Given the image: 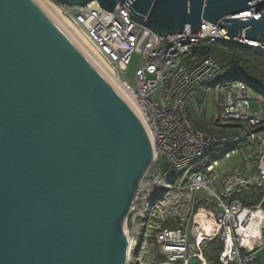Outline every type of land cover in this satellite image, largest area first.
<instances>
[{
  "label": "water",
  "instance_id": "95a60500",
  "mask_svg": "<svg viewBox=\"0 0 264 264\" xmlns=\"http://www.w3.org/2000/svg\"><path fill=\"white\" fill-rule=\"evenodd\" d=\"M97 2L160 36L207 21L264 43V0ZM155 156L139 115L38 3L0 0V264H127L125 222Z\"/></svg>",
  "mask_w": 264,
  "mask_h": 264
},
{
  "label": "built area",
  "instance_id": "2783aa9c",
  "mask_svg": "<svg viewBox=\"0 0 264 264\" xmlns=\"http://www.w3.org/2000/svg\"><path fill=\"white\" fill-rule=\"evenodd\" d=\"M58 6L83 29L136 99L155 150L152 166L160 164L162 155L173 167L172 172L163 173L156 166L150 173L148 178L154 177L159 184L152 193L141 194L152 166L140 183L125 222L131 239L127 264H149L144 256L156 255L153 250L163 260L150 264L255 262L264 248V195L258 203L235 195L254 187L264 189V101L251 97L252 89L244 80L222 77L226 69L209 54L204 42L233 40L262 49L264 43L231 39L226 28L207 21L196 34L188 26L183 33L160 36L131 19L125 7L117 5L111 12L97 0L85 6ZM259 8L260 4L255 5L242 15L250 16ZM134 54L142 56V64L131 83L125 71ZM188 57H192L191 66L184 62ZM209 100L220 110V120L242 122L245 132L214 133L198 127L196 119L203 117ZM235 152L242 154V163L220 172L221 156L230 158ZM259 212L263 215L256 217ZM199 217L209 226L204 227ZM140 218L145 220L141 224ZM172 218L178 219V225L165 227ZM147 229L152 230L147 236L149 248L140 256ZM140 237L143 240L137 249ZM211 242L220 245L216 259L206 253Z\"/></svg>",
  "mask_w": 264,
  "mask_h": 264
},
{
  "label": "rangeland",
  "instance_id": "374dc122",
  "mask_svg": "<svg viewBox=\"0 0 264 264\" xmlns=\"http://www.w3.org/2000/svg\"><path fill=\"white\" fill-rule=\"evenodd\" d=\"M49 1L52 2L53 4H55L56 6H58V4H56L53 0H49ZM216 43L218 44L219 42H208V44H210V46H213ZM191 58L192 57H188L184 60V62L187 63L189 66H191ZM141 64H142V56L140 54H134L132 56L130 65L128 66L127 70L125 71V77L131 83L134 82L135 73H136L137 69L141 66ZM227 74H228V72L225 70L222 73V77L228 78ZM250 92H251L250 93L251 97L253 99H260V100L264 101V95L263 94L256 92L254 90H252ZM252 105L254 107H256L257 101L253 100ZM196 124L198 127L204 128V129L207 128L208 130H211L214 133L234 132V131H238V130L241 134H243L245 132L244 131L245 130V124H243L242 122L220 120V110H218L216 108V104L212 100L208 101V103L206 104L205 110H204L203 117L201 119H196ZM235 128H238V129L236 130ZM219 160H220V164H221L219 170H220V172L223 173V171H230L231 169H233V167L242 163L243 156L240 152H235L234 154H232V156L230 158H225L224 155H222ZM160 161H161L160 162L161 164L169 163L168 159L162 155L160 157ZM156 166H157L156 164L154 166H152L151 170L149 171V175L145 179L146 185L143 186V188L141 190V194H143V192H145V191L148 193L149 192L152 193L158 187L159 184L156 181H154V179H155L154 177L151 176V178H148L150 176V173L153 174L155 171L154 169H156L158 167V166L157 167ZM169 172H172V169H170ZM161 182H163V181L161 180ZM170 184L172 186L175 185V183H173V182H170ZM263 195H264V189L263 188L254 187V188H250L249 190L237 193L235 195V197L249 198L253 203H258L262 199ZM153 201H154V203L156 202V200H154V199H153ZM263 208H264V204H263ZM131 219L129 221V228H131V222H132ZM144 221H145L144 219L140 218L138 220V223L141 224ZM156 223H159V221L158 220L155 221V224ZM173 225H178V219H176V218L170 219L165 227H172ZM141 230H145V227H141ZM146 232H147V235H146V237L144 239V243H143L144 247L139 251L140 256H144L143 254H145V252H144L145 247L149 248L150 238L147 236H148V233L152 232V230L147 229ZM142 240H143L142 237H140L136 240V248L137 249H139V247L142 243ZM207 249H211L210 244L207 246ZM153 252L156 255H154V254L151 255V252L147 253V255L144 256L145 257L144 262L150 264V263H154V262H158V261L163 260V257L158 255V252L156 250H153ZM213 254H214L213 259H216L217 253L214 251ZM136 256H137V250L135 251V253L133 255L134 260H135ZM151 258H153V259H151ZM191 264H199V263L195 260ZM252 264H264V248H262L258 251V259L255 262H253Z\"/></svg>",
  "mask_w": 264,
  "mask_h": 264
},
{
  "label": "trees",
  "instance_id": "16d2710c",
  "mask_svg": "<svg viewBox=\"0 0 264 264\" xmlns=\"http://www.w3.org/2000/svg\"><path fill=\"white\" fill-rule=\"evenodd\" d=\"M204 45L209 54L226 69L228 78L242 79L252 90L264 95V49L240 44L233 40H221L213 46L204 42ZM170 169L173 170L170 163L158 165V170L163 173L169 172ZM210 245L211 249H207L206 253L213 259V252H217L220 245L216 242H211Z\"/></svg>",
  "mask_w": 264,
  "mask_h": 264
},
{
  "label": "bare ground",
  "instance_id": "6f19581e",
  "mask_svg": "<svg viewBox=\"0 0 264 264\" xmlns=\"http://www.w3.org/2000/svg\"><path fill=\"white\" fill-rule=\"evenodd\" d=\"M38 5L51 17V19L60 27V29L69 37L93 66L103 75V77L120 93V95L131 105L139 117L144 121V114L138 105L136 99L125 89L120 81L113 66L103 57L98 48L94 45L86 33L73 21L64 15L61 9L49 0H35ZM261 212L256 213V217H261ZM259 218L253 221L256 226ZM198 221L208 227L206 219L199 217ZM127 232V228L125 229ZM128 233V232H127ZM204 231H202V234ZM129 239L130 236L127 234ZM131 241V239H130Z\"/></svg>",
  "mask_w": 264,
  "mask_h": 264
}]
</instances>
